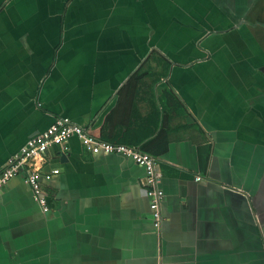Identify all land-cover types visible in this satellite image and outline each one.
Listing matches in <instances>:
<instances>
[{"label":"crops","instance_id":"crops-1","mask_svg":"<svg viewBox=\"0 0 264 264\" xmlns=\"http://www.w3.org/2000/svg\"><path fill=\"white\" fill-rule=\"evenodd\" d=\"M4 1L0 170L63 117L154 156L163 198L156 228L145 170L73 136L46 213L0 190V264H264V0Z\"/></svg>","mask_w":264,"mask_h":264},{"label":"built area","instance_id":"built-area-1","mask_svg":"<svg viewBox=\"0 0 264 264\" xmlns=\"http://www.w3.org/2000/svg\"><path fill=\"white\" fill-rule=\"evenodd\" d=\"M73 136L77 137L90 153H121L132 158L136 165L145 170L146 176L143 185L146 195L150 199L149 209L154 226L159 228L161 222L160 203L163 192L158 187L160 179L156 172V158L136 149L112 145L95 139L86 132L85 128L72 123L68 118L56 119L45 131L29 138L20 151L8 159L5 167L0 170V190L11 178L20 176L24 183L30 187L34 200L41 211L46 213L49 208L42 182L49 178V175L43 174L42 165L45 163L47 152L51 147H63L64 143ZM61 150L64 149L61 148ZM57 173V169L50 172L53 175ZM195 180L201 181V177H196Z\"/></svg>","mask_w":264,"mask_h":264},{"label":"water","instance_id":"water-1","mask_svg":"<svg viewBox=\"0 0 264 264\" xmlns=\"http://www.w3.org/2000/svg\"><path fill=\"white\" fill-rule=\"evenodd\" d=\"M64 159V154L60 155V160Z\"/></svg>","mask_w":264,"mask_h":264},{"label":"rangeland","instance_id":"rangeland-1","mask_svg":"<svg viewBox=\"0 0 264 264\" xmlns=\"http://www.w3.org/2000/svg\"><path fill=\"white\" fill-rule=\"evenodd\" d=\"M5 1H6V0H5ZM5 1H4L3 5L5 4Z\"/></svg>","mask_w":264,"mask_h":264},{"label":"trees","instance_id":"trees-1","mask_svg":"<svg viewBox=\"0 0 264 264\" xmlns=\"http://www.w3.org/2000/svg\"><path fill=\"white\" fill-rule=\"evenodd\" d=\"M154 157V156H153Z\"/></svg>","mask_w":264,"mask_h":264}]
</instances>
